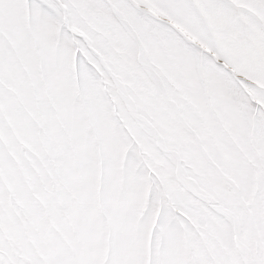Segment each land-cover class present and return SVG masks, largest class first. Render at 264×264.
Wrapping results in <instances>:
<instances>
[{"label": "snow or ice", "instance_id": "6c2138e0", "mask_svg": "<svg viewBox=\"0 0 264 264\" xmlns=\"http://www.w3.org/2000/svg\"><path fill=\"white\" fill-rule=\"evenodd\" d=\"M0 264H264V0H0Z\"/></svg>", "mask_w": 264, "mask_h": 264}]
</instances>
